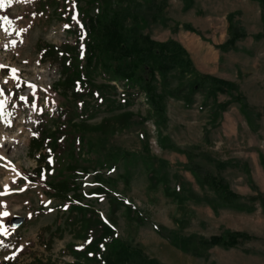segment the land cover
<instances>
[{"label":"rangeland","instance_id":"374dc122","mask_svg":"<svg viewBox=\"0 0 264 264\" xmlns=\"http://www.w3.org/2000/svg\"><path fill=\"white\" fill-rule=\"evenodd\" d=\"M263 1L194 0L192 7L185 8L183 0H157L165 7V18L150 22L143 32L160 41H180L198 71L234 81L238 89L218 95L217 105L227 103L228 108L215 123L211 121V110L216 104L212 106L213 99H209L205 105L207 90L199 88L190 106L183 97L168 98L167 122L162 128L149 117L145 124L135 122L118 132L101 134L80 132L75 125L81 121L95 125L125 110L148 117L151 103L147 93L135 86L127 88L122 79L108 81L105 69L100 67L94 74L95 81H108L115 89L103 94L105 99L89 94L75 99L71 91L57 87L65 77L60 64L43 56L46 44L79 43L81 12L94 14L95 6L87 8L85 0H0V264L74 261L68 245L80 247L84 241L74 235L78 221L74 219L72 227L65 223L71 205L93 206L106 217L109 197L113 195L118 201L117 194L134 203L144 219L134 234L122 217L118 219L120 236L133 234L134 247L164 264H264V169L260 158L264 156ZM229 14L234 24L231 30ZM234 33L238 35L234 46L228 50L220 48ZM187 37L195 38L203 51L198 45H191ZM204 52L210 54L207 61L201 56ZM13 69L17 71L14 73ZM242 97L246 102L244 112ZM41 107L50 117H57L56 108H64L73 116L69 124L72 127L66 128L61 139L52 144L53 169L46 176L33 179V170L39 165L35 157L41 151L45 153L31 149V140L38 133L35 128ZM48 127L54 129L53 125ZM42 134L45 133L41 129ZM142 134L149 137L148 155L169 163L166 170L171 185L185 189L194 217L186 222L184 234L209 239L231 229L244 231L248 236L233 247L203 245L199 256L184 253L163 238L154 224L165 230L176 229L173 217L177 207L161 190L146 192ZM185 150L191 152L194 166L222 176L235 192L248 197L242 201L252 210L221 207L216 214L207 201L213 192L201 188L187 169ZM72 151L79 164L88 166L87 170L82 171L79 166L74 171L67 168L73 163ZM113 157L116 159L112 162L109 158ZM107 160L108 165H104ZM215 161L231 164L219 173ZM112 164L117 169L106 176L114 177L128 169L130 186L120 182L113 194L93 193L92 173H108ZM246 169L250 170L249 177ZM71 174L74 177H69ZM67 177L82 194L75 202L48 194L52 193L48 186L51 181ZM70 215L79 216L72 210ZM15 216L24 222L15 226Z\"/></svg>","mask_w":264,"mask_h":264},{"label":"trees","instance_id":"16d2710c","mask_svg":"<svg viewBox=\"0 0 264 264\" xmlns=\"http://www.w3.org/2000/svg\"><path fill=\"white\" fill-rule=\"evenodd\" d=\"M183 2L186 5L185 8L194 5V0H183ZM85 4L89 9L95 6V12L89 15L85 11L81 12L83 25L78 31L79 43L76 42L75 45L68 43L46 44L43 48V56L59 63L65 73L64 79L58 81L60 83L57 87L64 91H71L75 99H82L87 94L101 96V99H105L103 94H109L111 89H115L114 85L108 81L122 79L127 88L135 86L141 91H145L151 108L147 111L148 117L125 110L111 117L103 118L100 123L95 125H88L81 121L82 123L75 125L79 126L80 132L115 133L130 127L135 122L145 124L149 117H152L156 125L162 128L167 122L168 98L183 97L187 106H190L194 99V92L199 88L207 90L205 105H208L209 99H213L212 106L216 104L215 109L211 110L213 123L216 122L218 115L227 110V103L217 105L216 101L219 94H231L232 90L238 89L234 81L198 71L190 53L180 41L174 38L160 41L143 32L144 27H147L150 22L158 23L165 18V7L161 2L157 3V0H85ZM231 14L228 15L229 30L234 28ZM176 29L177 27H175ZM84 39L86 41L82 47ZM237 39L238 35L234 33L219 47L228 50L229 47L234 46V41ZM100 67L105 69V78L109 79L105 83L95 81L94 74H97ZM240 100L242 112H244L246 111V102L243 97ZM55 113L57 117H50L43 111L38 117L35 130L39 134L37 133V136L31 140V149L37 152L44 150L45 153L41 151L35 157L39 165L33 170V179L42 178L53 169L52 153H50L56 144L53 142H58L61 135L65 133L64 130L72 127L69 124L73 116L65 113L64 108H56ZM137 117L138 120L134 119ZM49 125H53L54 129H50ZM41 129L45 134L41 135ZM142 136L144 145L142 154L145 155L143 158L146 163L143 172L148 179L146 192L161 190L165 197L173 199L177 207V213L173 217L176 229L165 230L160 225L154 224L156 231L163 238L184 253L199 256L203 253L200 251L203 249V245L207 248L220 245L233 247L241 238L248 236L244 231L231 229H226L219 235H212L209 239L194 233L184 234L186 222L194 217V212L189 207L188 198L185 196V189L183 190L180 185H171L166 170L169 163L164 158L159 159L148 155L150 152L149 137L143 134ZM185 153L189 159L187 169L194 175L198 185L203 189L207 187L209 191L213 192L212 198L207 201L216 214L221 207L252 210V207L242 201L248 197L235 192L222 176L204 170L201 166H194L191 152L185 150ZM71 156L73 163H69L67 168L74 171L79 166L83 169L82 171L87 170L88 166L78 163L74 151ZM260 158L264 169V156L260 155ZM115 159L116 157L109 158L112 162ZM109 160L105 161L104 165H108ZM155 162H158V165H155ZM215 164L220 173L231 163L215 161ZM116 169L117 165L112 164L108 173L99 171L92 173L91 191L110 195L117 191L120 182L129 187L131 176L128 169L114 177L106 176ZM246 172L249 177L250 170L246 169ZM69 177H74V174ZM69 177L51 181L48 184L49 190L52 191V193H48L49 196L59 197L66 202H75V199L81 198L82 194L77 186L70 185L72 183L68 180ZM71 191H74L72 195H70ZM117 196L118 201L114 200L113 195L109 197V210L106 218H103L93 206L71 205L65 223L72 227L74 219L75 222L78 221L79 226L74 235L84 243L80 247L74 244L68 245V253L74 257V261L64 264H164L132 245L133 234L144 222L143 212L126 197L119 194ZM262 204L264 206V201ZM71 210L74 213L77 211L78 218L74 215L71 217ZM121 217L127 228L133 229V234H128L127 238L120 236L117 231L118 219ZM70 218L71 220H69ZM40 264L52 263L40 261Z\"/></svg>","mask_w":264,"mask_h":264},{"label":"bare ground","instance_id":"6f19581e","mask_svg":"<svg viewBox=\"0 0 264 264\" xmlns=\"http://www.w3.org/2000/svg\"><path fill=\"white\" fill-rule=\"evenodd\" d=\"M189 37H187L186 39H188ZM188 42L191 44V45H193V46H197L198 48H199V51H203V48H201V46H199L200 44L199 43H197V40L195 39V38H189V40H188ZM189 44V45H190ZM211 54H213L211 51H209ZM209 52H204L201 56L203 57V59L205 60V61H207V58L208 57H210V54H209Z\"/></svg>","mask_w":264,"mask_h":264},{"label":"water","instance_id":"95a60500","mask_svg":"<svg viewBox=\"0 0 264 264\" xmlns=\"http://www.w3.org/2000/svg\"><path fill=\"white\" fill-rule=\"evenodd\" d=\"M22 222H24V220L20 216H15L14 219L12 220V223L15 226L20 225Z\"/></svg>","mask_w":264,"mask_h":264},{"label":"snow or ice","instance_id":"6c2138e0","mask_svg":"<svg viewBox=\"0 0 264 264\" xmlns=\"http://www.w3.org/2000/svg\"><path fill=\"white\" fill-rule=\"evenodd\" d=\"M65 27H69V26L65 25ZM0 67H3V66H0ZM12 71L15 73L17 70L13 69ZM4 215H7V213H5Z\"/></svg>","mask_w":264,"mask_h":264}]
</instances>
